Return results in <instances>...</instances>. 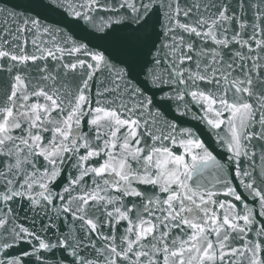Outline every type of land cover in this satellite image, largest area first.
<instances>
[{
	"label": "snow or ice",
	"instance_id": "obj_1",
	"mask_svg": "<svg viewBox=\"0 0 264 264\" xmlns=\"http://www.w3.org/2000/svg\"><path fill=\"white\" fill-rule=\"evenodd\" d=\"M0 264H264V0H0Z\"/></svg>",
	"mask_w": 264,
	"mask_h": 264
}]
</instances>
